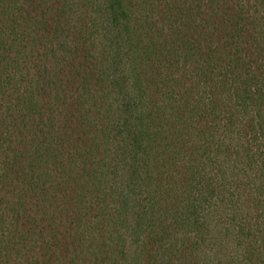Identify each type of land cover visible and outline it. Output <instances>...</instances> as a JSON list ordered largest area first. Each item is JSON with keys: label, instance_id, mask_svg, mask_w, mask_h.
<instances>
[{"label": "trees", "instance_id": "obj_1", "mask_svg": "<svg viewBox=\"0 0 264 264\" xmlns=\"http://www.w3.org/2000/svg\"><path fill=\"white\" fill-rule=\"evenodd\" d=\"M0 264H264V0H0Z\"/></svg>", "mask_w": 264, "mask_h": 264}]
</instances>
